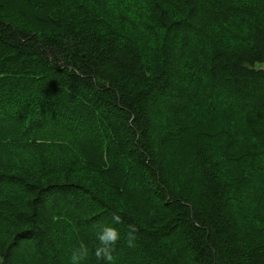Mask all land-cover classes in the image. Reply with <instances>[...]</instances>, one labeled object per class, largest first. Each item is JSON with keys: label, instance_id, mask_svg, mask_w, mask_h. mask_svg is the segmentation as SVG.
Masks as SVG:
<instances>
[{"label": "trees", "instance_id": "16d2710c", "mask_svg": "<svg viewBox=\"0 0 264 264\" xmlns=\"http://www.w3.org/2000/svg\"><path fill=\"white\" fill-rule=\"evenodd\" d=\"M0 1V264H264V0Z\"/></svg>", "mask_w": 264, "mask_h": 264}, {"label": "clouds", "instance_id": "9594fccd", "mask_svg": "<svg viewBox=\"0 0 264 264\" xmlns=\"http://www.w3.org/2000/svg\"><path fill=\"white\" fill-rule=\"evenodd\" d=\"M113 224L122 223V218L120 215L113 213L112 214ZM128 240L131 242L135 238V233L137 229L135 225L128 226ZM97 239L99 245L95 250V257L97 260H106L111 264L113 260L112 252L114 246L120 240V232L117 228L112 226H101V230L97 234ZM89 254V249L81 243L78 249H73L72 255L70 257V264H81Z\"/></svg>", "mask_w": 264, "mask_h": 264}, {"label": "rangeland", "instance_id": "374dc122", "mask_svg": "<svg viewBox=\"0 0 264 264\" xmlns=\"http://www.w3.org/2000/svg\"><path fill=\"white\" fill-rule=\"evenodd\" d=\"M0 4H1V1H0ZM1 5H2V8H4V9H7V7L12 8V13L17 15V9H15V7L8 6V5H5L3 3ZM230 28H231V30H237V31L243 32V31H245L246 27L244 24H241L238 21H234L231 23ZM200 120H202V111L199 108H194L193 115L190 116V114H188V112H187L184 116L179 117V119L177 120V125L181 124V126H184V125L191 126L193 123H195L196 121H200ZM244 123H245V121H244ZM252 127H253V125H252ZM250 129H251L250 127L247 128V130H250ZM182 132L189 134V132L186 131V129L182 130ZM261 139L264 141V136H262ZM234 168H236V167L234 166Z\"/></svg>", "mask_w": 264, "mask_h": 264}]
</instances>
